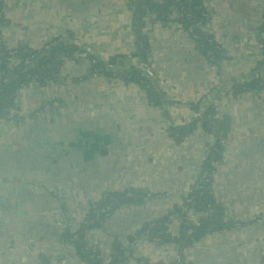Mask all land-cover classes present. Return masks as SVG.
Listing matches in <instances>:
<instances>
[{"label": "crops", "instance_id": "obj_1", "mask_svg": "<svg viewBox=\"0 0 264 264\" xmlns=\"http://www.w3.org/2000/svg\"><path fill=\"white\" fill-rule=\"evenodd\" d=\"M126 1L1 0L2 17L9 26L0 27V43L6 48L15 43L33 47L35 43L50 41L56 33L70 30L102 56L118 60L117 65L111 64V69L123 72L129 66L136 67V59L129 56L135 52V42L132 13ZM204 4L209 14L205 30L228 53L220 73L205 62L172 19L167 24L152 23L142 31L151 54L155 82L164 98L161 104L150 105L135 83L99 75L82 76L79 82L68 79L62 87L71 105L62 108L64 121L71 125L70 119L74 118L73 124L78 122L81 126L77 127H83L87 124L83 112L102 116L93 117L94 128L106 138V145L101 147L106 151L97 158L104 163L97 170L101 186L84 177H80L82 181L74 179L70 184L66 182L69 193L64 188L59 190L67 197L57 201L49 191L41 190L43 184L38 189L32 170L24 171L26 176L19 179L16 171L0 160V264H83L69 241L71 238H63V232L70 225L75 231L85 218L89 197L98 201L104 192L129 188L158 191L162 201L144 200L141 205L121 206L104 225L85 234L87 248L99 255L102 264H111L114 239L126 248L129 237L144 224L174 207L182 208L212 140L198 127L178 145L170 129L188 127L194 121L197 115L189 104L199 102L203 109L210 100L217 101L220 115L231 122L222 161L215 166L213 195L228 219L246 224L237 230L207 236L184 249L182 257L191 264H264V93L234 96L224 87L220 91L225 94L219 96L216 90L219 84L231 79L248 81L261 70L264 57L257 27L262 21L264 0H208ZM21 30L27 34H19ZM68 67L73 74H67V78L84 72L83 63L73 62ZM47 90L31 85L19 92L21 104L17 105L29 109L43 100L37 98ZM206 94L209 96L201 100ZM2 121L5 125L0 127V146L19 145L33 132L28 135L21 129L19 135L18 130L14 131L13 120ZM14 134L17 144L9 145ZM57 185L59 181L51 184ZM10 187L15 190L11 192ZM47 198L53 206L47 204L31 211L36 202H45ZM59 211H65V216ZM22 215L25 218L20 219ZM193 216L192 223L198 220L197 212ZM12 226L22 227L14 229L21 230L25 243L7 237ZM178 230L179 219L173 216L168 233L176 237ZM36 231L40 237L35 240ZM179 252L174 244L160 246L138 240L130 257H125L124 251L123 264H170Z\"/></svg>", "mask_w": 264, "mask_h": 264}, {"label": "trees", "instance_id": "obj_2", "mask_svg": "<svg viewBox=\"0 0 264 264\" xmlns=\"http://www.w3.org/2000/svg\"><path fill=\"white\" fill-rule=\"evenodd\" d=\"M208 0H128L126 5L132 13V31L135 42V52L131 56L133 59H143L150 63V53L147 47L146 38L142 36V31L147 25L159 22L160 24H167L175 20L180 27L188 35L189 39L194 43V46L200 51V55L205 62L216 70L221 72L223 62L228 59L227 51L215 41L212 35H209L205 26L209 21V14L204 8ZM1 0H0V27H7L8 23L2 17ZM262 24L257 27L258 42L264 57V9L260 15ZM71 36V33H67ZM1 40V39H0ZM71 40V39H70ZM79 53L78 47L73 43L57 44L48 52H41L31 49L29 46H20L16 50L13 57L18 60L21 69H17L18 64L9 62L11 55L5 45L0 43V119L13 120L16 126L23 129L25 125L24 117L20 115V107L17 105L19 92L29 88L31 85H36L41 88H48L51 85H64L65 82L76 81L77 77L67 78L60 69L64 63L69 61L75 62L78 65L85 63V59L79 58L76 55ZM89 62L84 65L85 70L89 71L93 76H104L108 79H118L126 83H135L144 92L150 105H159L164 100L162 94L160 95L158 84L141 76L140 71L133 66H129L126 71L107 70L100 63L90 62V57L87 56ZM93 60V59H92ZM115 58L109 57L108 63L117 65ZM24 62L26 64L24 65ZM88 63L89 68H88ZM137 63V61H136ZM64 71V70H63ZM65 72V71H64ZM93 72V73H92ZM82 78V76H81ZM228 85V86H227ZM225 88L228 89V94L238 96L245 93L255 92L264 93V60L262 68L255 74L252 80L243 81L240 83L235 79H231L224 83ZM201 97V100L205 98ZM195 113H199L194 121L188 127H172L170 132L176 136L174 142L181 144L183 138L190 135L196 128L200 127L203 134L210 137L212 142L207 155L202 161L200 173L197 176L194 184L191 186L188 197L183 202V205L188 206L198 214V220L191 222V216L182 208L174 207V209L166 215H162L154 219L149 224H144L138 229L134 236H130L126 248L121 243L114 239L112 243L111 264H123L124 251L125 257L131 256V250L134 242L138 240H146L149 243L157 245L174 244L177 245L182 256L184 249L192 246L194 243L206 238L210 235L222 233L226 230L239 229L245 222L232 221L225 215L224 208L218 203L213 195V175L215 166L212 163L219 164L223 158V148L221 140L227 138L230 133V119L227 116L219 117L216 106L206 105L201 109L199 102L197 105H188ZM41 109H36L34 113L41 114ZM26 115V114H25ZM28 119L31 118L29 112ZM54 116H61L59 114ZM50 118V117H49ZM39 121V120H38ZM53 125V134H56L60 128L56 119L50 118ZM43 121H40L39 128L45 129L47 135H50V129L44 128ZM84 128L81 127L78 132L84 133ZM177 128V129H176ZM183 128V129H182ZM100 133L99 129L95 127ZM33 130V129H32ZM34 133V130H33ZM32 133V138L34 134ZM97 133V134H98ZM91 135V130L87 135ZM100 135V134H99ZM99 139V147L106 145V138L101 134ZM52 137V135L50 136ZM65 142L70 139L67 135L62 136ZM41 141V140H40ZM38 141L37 143H39ZM36 142H29L25 140L21 144L15 146L2 145L0 146V160L11 168L13 171L24 172L26 170H42L47 167V163H38L35 165L33 155L28 154L30 151L37 152L46 145ZM57 143V142H56ZM9 148H6V147ZM48 146V145H47ZM46 146V147H47ZM37 156V155H36ZM46 159V158H45ZM1 163V162H0ZM92 165L96 170H99V162H94ZM85 168V167H84ZM202 175L204 177L202 178ZM198 180V181H197ZM196 186V187H195ZM199 186V187H198ZM150 193L147 190L138 188H129L122 192H104L100 199L90 205L85 213V218L76 228L75 232L80 236L76 241L71 242L76 252L85 264H102L97 253L91 252L87 248V239L85 234L89 231L98 228L113 216L119 207L128 205H141L144 200H148ZM176 216L179 219V230L177 236L168 233V224L171 218ZM260 219V218H259ZM250 223H253L251 221ZM68 230L63 232V238H71L72 234ZM70 241V240H69ZM128 250V251H127ZM129 255H128V253ZM98 256V257H97ZM139 261H143L139 260ZM108 264V263H107ZM170 264H176L172 261ZM191 264V263H185Z\"/></svg>", "mask_w": 264, "mask_h": 264}, {"label": "rangeland", "instance_id": "obj_3", "mask_svg": "<svg viewBox=\"0 0 264 264\" xmlns=\"http://www.w3.org/2000/svg\"><path fill=\"white\" fill-rule=\"evenodd\" d=\"M36 12L37 11H34V15H36ZM38 15V14H37ZM36 20H37V17H36ZM8 26H9V23H8ZM67 33H70V30H68V32H65V34H54V36L55 37H62L63 38V41L62 42H59L58 44H67V43H73V44H75L77 47H78V49H79V53L76 55L77 57H80V58H82V59H85V63H84V65H86L87 64V62H89V59H88V57L87 56H89L90 57V62H94V63H100L101 65H103L107 70H112L111 68V66L112 65H110L109 63H108V58L109 57H104V56H102V54L101 53H98V52H96V50H94L90 45L91 44H89L88 42H85L83 39H80V38H78V37H76L74 34H72L71 33V36H69ZM19 34H22V35H26L27 34V32H26V30H21L20 32H19ZM71 39V40H70ZM41 44H44V42L42 41V42H38V43H35L34 45H32V46H39V45H41ZM84 45H87L88 47H89V50H85L84 49ZM18 46V44L17 43H15V47H17ZM93 59V60H92ZM75 63V62H74ZM224 63V62H223ZM69 64H73V62L72 61H68L67 62V60H66V62L64 63V65H63V67L60 69V73H62L63 72V74L64 75H66V76H68L67 74H73V70L72 69H70L69 67H68V65ZM89 63H88V68H89ZM137 68V67H136ZM86 69V68H85ZM84 69V72H82L80 75H76V76H73V77H77V80L76 81H74V82H79L80 80H82L81 79V76H88V77H93V75L92 74H90V72L89 71H87V70H85ZM138 69V68H137ZM65 72H64V71ZM67 70H68V73H67ZM93 73V72H92ZM252 79H253V77H252ZM252 79H250V80H252ZM83 80H87V78H85V79H83ZM249 81V80H248ZM240 83H242L243 81H239ZM66 84V83H65ZM65 84L64 85H57V84H54V85H51V86H49L48 87V90H47V92H44L45 94L44 95H41V97L40 98H37V99H43V100H41V101H38L37 103H34V105H32V107H29V110H30V113H31V118H29V120L25 123V125L26 126H32L33 124H32V122H36V120H38V118H39V114H36V113H34V111L36 110V109H41L42 111H41V114H44L45 116L44 117H50L49 115L50 114H55V115H57V114H59V113H61L62 114V112H63V109L62 108H64V107H66V108H70L69 106H71L70 105V103H69V100H66L65 99V95L66 96H69L63 89H62V87L63 86H65ZM50 89V90H49ZM52 90V92H50ZM216 90H218V92H219V89L217 88ZM49 91V92H48ZM82 92H84V91H81V93ZM226 92H228V89H226ZM79 93H80V91H79ZM224 93V92H223ZM225 94V93H224ZM77 95V94H76ZM76 95H72V97L73 98H76V99H78L77 98V96ZM21 98V95H19L18 96V99L19 100H21L20 99ZM18 99H17V103L18 104H21V101H20V103H19V101H18ZM23 100V99H22ZM64 113V112H63ZM85 115H86V117H85V120L87 121V125H91V126H93L94 127V122H95V120H94V118L93 117H98L99 119H101V115H98V116H94V115H92V116H90L89 114H86L85 112H83ZM83 114V115H84ZM76 117V116H75ZM60 119H63V118H56V121H57V123H59V122H61L62 120H60ZM63 121H64V119H63ZM62 121V122H63ZM65 122L68 124V125H66L65 123L64 124H62L63 125V129H65L67 132H71V130L73 129V130H75V131H77V133H76V137H78L79 136V134H80V132H78V130L80 129L79 127H77V126H81V124H79L78 122H76V123H74V124H71L70 125V123H69V121H67V120H65ZM50 124H51V122H50ZM86 124V123H85ZM84 124V125H85ZM72 128V129H71ZM26 129V128H25ZM50 129V128H49ZM85 130H87L88 132H90V127H87V128H84ZM50 131V135H47V136H49V138H50V142H53L52 141V137H50L51 135H52V133H53V130H49ZM47 134V133H46ZM73 134H74V132H73ZM19 135H21L20 134V131H19ZM97 136V135H96ZM86 139V141H91V142H93L92 143V145L94 144V141H93V139L92 138H90V137H86L85 138ZM16 138H15V134L14 135H12V142L9 144V145H15V144H17L16 142ZM96 141V143L95 144H97V140H95ZM93 145V146H91L92 147V149H93V151H95V149H97V146L96 145ZM88 148H89V146H88ZM48 150H53V149H48ZM36 155L39 157V158H49V155L48 154H46V153H42V152H40V151H37L36 152ZM52 156V155H51ZM54 156V155H53ZM63 157L64 156H61L59 159H57V160H55V159H52V161H53V163L52 162H49L48 163V165H47V167H45L47 170H48V173L49 174H53V175H56V176H54V177H60V178H62V179H64V180H67V178H71V181H73L74 179L76 180V181H82V179L80 178V177H84L85 179H88L90 182H92V184H96L97 186H101V184L97 181V178H98V176H100V173L98 172V173H96V174H93V171H92V169H91V167L89 166V164H86L85 165V168H86V171H84L82 168H80L79 166H77L75 163H77V162H79V161H81V159L79 158L78 159V161H76L75 163H71V168L69 169L68 167H67V163H69V161H65L64 159H63ZM97 158V157H96ZM50 159V158H49ZM88 161H86V163H87ZM55 166V167H53L52 168V166ZM80 166H84V165H80ZM52 168V169H51ZM71 169H72V171H71ZM78 169V170H77ZM17 173V175H18V178L20 179L21 178V175H23V176H26V173H24V174H22V172H19V171H17L16 172ZM32 173V175H35V174H37V172H31ZM60 174V175H59ZM102 177H100L99 179H101ZM98 179V180H99ZM36 181H41L42 183H43V185L44 186H42L41 187V190L42 189H46L47 191H48V188H50V191H49V194L52 196V197H54V199L55 200H57V201H61V200H63V199H65L66 197H67V195H66V193H64V192H60L59 190H61V188H64V189H66L67 190V192L69 193L70 192V190H69V184H67L65 181H63V180H61V179H58V178H54V179H52V180H47V179H44V178H42L41 176H36V178H35V182ZM48 181H52V182H48ZM54 181H59V185H57V186H51V184L52 183H54ZM63 185V186H62ZM68 186V187H67ZM15 190V188H13V187H10V191L11 192H13ZM32 190H34V188L32 189ZM72 192V191H71ZM163 200V199H162ZM161 200V201H162ZM49 201H51L49 198H47V200L44 202V201H38V202H36L35 203V205H34V207H33V209L31 210V211H35V210H37V209H41L44 205H49V207L50 206H53L54 204H50V203H48ZM94 202H96V200H94L93 198H91V197H89L88 198V202H87V204H86V210H87V208H88V205H90V204H92V203H94ZM64 209H65V206H62ZM64 212L65 211H59V213H60V215L63 217V216H65V214H64ZM18 213L19 212H17V215H18ZM20 219H23V218H25V216L24 215H22V216H20L19 217ZM28 219H30L31 217H27ZM11 229L8 231V233H6V235H7V237L8 238H13V239H15V238H17L18 239V241H21V242H23V243H25V241H24V239H23V237H22V233H21V230H19V231H17V230H15L14 228H16V229H22V227L21 226H12V227H10ZM36 236L34 237V239L36 240V239H38L40 236H39V232L38 231H36ZM6 235L4 236V237H6ZM36 245V244H35Z\"/></svg>", "mask_w": 264, "mask_h": 264}, {"label": "flooded vegetation", "instance_id": "obj_4", "mask_svg": "<svg viewBox=\"0 0 264 264\" xmlns=\"http://www.w3.org/2000/svg\"><path fill=\"white\" fill-rule=\"evenodd\" d=\"M23 111H24V113H27V114H29V112H30L29 109H23ZM59 115H61V116H54L53 114H50L49 116H52V118H54V119L63 118V114L59 113ZM27 116H29V115H27ZM27 116L25 115V118H24L25 123H26V120L28 119ZM44 116H45L44 114H40L39 118H38L39 121L36 120V122H32V124H33L32 126L24 125V127H23L24 130H22V132H26V134L29 135V133L32 132V129H33L34 130V133L32 132L34 134L33 138H32V134H30L29 137L27 138V140H29V142L31 140H32V142H36L35 146H37L39 143L43 144V146L44 145H46V146L48 145L47 147L45 146L44 148L40 149L39 150L40 152H43L44 150H48L50 148L54 150L55 146H60L61 149H63V152L66 153V154H60V155L56 154L54 156L53 155L52 156L49 155L50 159L49 158L45 159V158H39L38 156H36L35 152L30 151V153H28V154L33 155L32 159L35 162V165L38 164V163H40V164L41 163H47L48 160H49V162L53 163L52 159L57 160L61 156H64L63 159L66 162L69 161V163H67V167L70 169L71 168V163H75L80 158L81 161L75 163L77 166H79L80 168H82L85 171V169H86V168H84L85 165L89 164V166L91 167V169L93 171V174L98 173V171L92 165V162H94V165L96 166V162H99V160H97V158L101 154H104V152L106 151L105 149H102L101 147L98 146L99 145L98 144L99 143V139L101 138V136H100L101 134L98 133V130H95V128L93 126H91V125L85 124L83 127H90L91 135L90 134L87 135V133H89V132L84 129V133L80 131L79 136L76 137V133H77V131H75L76 129L73 130L71 128L72 129L71 132H67L65 129H63V125H62V124L65 123V121H63V119H60V120L63 121V122L62 121L59 122V125H60L61 129H59L56 134L52 133V141L53 142H50V138H49V136H47L45 129L39 128V126H38V125H40V121H43L44 123H43L42 126L44 128L53 129V125L50 124V118L49 117H44ZM70 121L73 124L74 118L70 119ZM79 128H81V127H79ZM73 132H74V134H73ZM64 135L68 136V138L70 139L69 142H65L64 139H61L62 136H64ZM86 137L92 138L93 141H94V144L96 143L95 140H97V144H95L97 146V149H95V151H93V149L91 147V146L94 145V144L92 145L93 142L86 141V139H85ZM38 141H40V142L37 143ZM88 146H89V148H88ZM86 161H88V162L86 163ZM99 164L104 165V163L101 162V161L99 162ZM80 165H84V166H80ZM101 165H100V167H101ZM55 166L53 165L52 168L55 167ZM71 171H72V169H71ZM30 172H37V174H35L36 176H41L42 178L47 179V180H52L54 178H58V179H61V180L65 181V182H67L69 184L72 183L71 178H67V180H64V179H62L60 177H54L56 175L49 174L48 170L46 168H43L42 170H34V171H30ZM48 182H52V181H48ZM42 184L43 183L41 181H38L37 187H38L39 190H40L39 186H42ZM48 191H50V188H48Z\"/></svg>", "mask_w": 264, "mask_h": 264}, {"label": "built area", "instance_id": "obj_5", "mask_svg": "<svg viewBox=\"0 0 264 264\" xmlns=\"http://www.w3.org/2000/svg\"><path fill=\"white\" fill-rule=\"evenodd\" d=\"M128 1V0H127ZM262 24V21L260 22V24H259V26ZM0 39H1V37H0ZM63 41V38L62 37H55L54 36V38L53 39H51L50 41H48V42H44V44H41V45H39V46H33V47H30L31 49H34V50H37V51H41V52H48L50 49H52L55 45H57L59 42H62ZM21 46H27V45H21ZM18 47H20L19 45L17 46V47H15V46H9L8 48H6L7 50H8V54L9 55H11V57L8 59L9 60V62L11 61V63H13L14 65L15 64H18V60L15 58V57H13V55L15 54V52H16V50L18 49ZM84 49L85 50H89V47L87 46V45H84ZM262 55H263V52H262ZM137 61V63H136V65H137V68H138V70L140 71V73H141V76H143L145 79H147V80H150V81H154V78H155V75H154V72H153V70H152V67H151V65H150V63L147 61V60H143V59H137L136 60ZM26 64V62H24V65ZM17 69H21V67H20V65L18 64L17 65ZM83 77H87L86 75L85 76H83ZM219 92H217L218 93V95L220 96L221 95V93L223 92V91H220L222 88H224L225 86H224V84H219ZM228 86V85H227ZM227 89V88H226ZM209 96V94H207V96L206 97H208ZM209 104L210 105H212V106H216V110H217V112H218V115H219V117H222L221 115H220V111H219V109H218V107H217V101H215V100H210V102H209ZM20 115H22L24 118H25V114H26V116H27V113H24V111H23V109H20ZM40 115V114H39ZM196 115L197 116H199L200 115V112L199 113H196ZM28 117V116H27ZM28 121V119L26 120V122ZM3 125H5V122H3L2 121V119H0V127H2ZM12 129H14L13 127H12ZM22 128H20V127H18V126H16V128L14 129V131H15V133H16V131L18 130V131H20ZM227 144H228V137L227 138H224V139H222L221 140V146H222V148H223V150H225V148H226V146H227ZM212 165L213 166H216V164L215 163H212ZM204 177V175H202V178ZM198 181V180H197ZM196 187V186H195ZM199 187V186H198ZM124 191L125 190H127V189H123ZM149 193H150V195H148V197H150L148 200H154V201H157V200H161L162 199V195L158 192V191H153V190H147ZM182 209H184V211H186L191 217H194L193 216V214L194 213H196V212H194L192 209H188V206H186V205H182ZM190 221H191V219H190ZM74 229H75V227L73 226V225H70L69 226V229H68V231H72V232H74L73 234H72V237H71V239H70V241L71 242H73V241H76L78 238H79V234L78 233H76L75 231H74ZM60 242H64V240H60ZM173 261L176 263V264H185L186 263V260L181 256V255H179V254H177L175 257H174V259H173ZM83 264H85L84 262H83Z\"/></svg>", "mask_w": 264, "mask_h": 264}, {"label": "water", "instance_id": "obj_6", "mask_svg": "<svg viewBox=\"0 0 264 264\" xmlns=\"http://www.w3.org/2000/svg\"><path fill=\"white\" fill-rule=\"evenodd\" d=\"M199 117V116H197ZM42 153H46L48 155H56V154H66L63 152L60 146H55L54 150H44Z\"/></svg>", "mask_w": 264, "mask_h": 264}]
</instances>
